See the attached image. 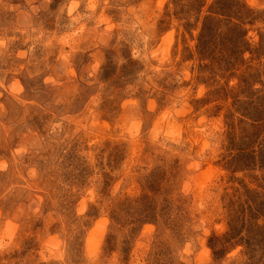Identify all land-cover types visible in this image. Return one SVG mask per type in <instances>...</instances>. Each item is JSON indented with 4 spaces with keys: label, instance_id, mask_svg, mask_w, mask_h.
Segmentation results:
<instances>
[{
    "label": "rangeland",
    "instance_id": "rangeland-1",
    "mask_svg": "<svg viewBox=\"0 0 264 264\" xmlns=\"http://www.w3.org/2000/svg\"><path fill=\"white\" fill-rule=\"evenodd\" d=\"M214 1L0 0V264H264L222 245L264 185L225 167L233 98L264 91V0H238L223 67L199 46Z\"/></svg>",
    "mask_w": 264,
    "mask_h": 264
},
{
    "label": "trees",
    "instance_id": "trees-1",
    "mask_svg": "<svg viewBox=\"0 0 264 264\" xmlns=\"http://www.w3.org/2000/svg\"><path fill=\"white\" fill-rule=\"evenodd\" d=\"M191 1L196 6L204 7V3H199V0ZM208 13L199 38V46H203L205 56L208 55L204 60H211L218 67L232 64L236 55L229 54L230 51L226 49L217 53L216 45H224L227 49L232 48L230 44L234 43L242 46L245 33L241 20L250 17L249 11L238 0H215ZM212 48L216 50L212 51ZM245 52L247 50L243 49L240 54ZM225 92L228 90L225 89ZM241 94L237 93L233 98L227 114L230 127L227 141L231 160L225 167L233 173L255 172L257 169L264 171V91L253 89L246 79ZM235 114L240 116L237 120L239 132ZM236 196L229 204V232L222 245L242 244L249 253H256L262 247L264 252V185L256 188L244 186ZM221 240L224 239H219V242Z\"/></svg>",
    "mask_w": 264,
    "mask_h": 264
}]
</instances>
